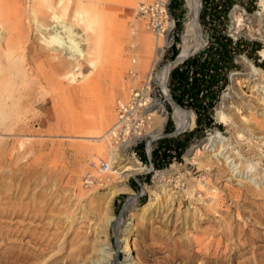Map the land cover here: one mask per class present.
Returning <instances> with one entry per match:
<instances>
[{"label": "rangeland", "instance_id": "1", "mask_svg": "<svg viewBox=\"0 0 264 264\" xmlns=\"http://www.w3.org/2000/svg\"><path fill=\"white\" fill-rule=\"evenodd\" d=\"M37 1L44 5L48 0H44L46 1L44 3L43 0L42 3L41 0ZM71 1L69 3L68 0H61L58 5L59 12L61 13L68 3L69 6L71 4V7H75V4L76 7L81 6L78 9H81L83 13H85L87 8L89 9L88 4L92 7L94 14L92 18L93 28L97 33L103 32V40L98 41L92 55V68L98 69L107 64L109 69V82L107 83L108 80L103 82L97 92L95 90L94 94H88V98H86L88 100L86 101L85 99L86 102L90 101V103H93L92 106L87 105L91 107L89 110L91 115H89L90 113L87 115L89 121L94 122L101 116L102 108L105 107L104 104L106 102L105 95H108V93L112 94V90L113 93L116 92L115 87L118 85L120 78L128 85L130 94H139L135 102L142 104L146 97L156 99L158 106L164 109L167 120L162 133L156 137H145L143 132L141 137L135 140L132 136L127 138V141L131 142L126 147L125 157L142 171L130 176L125 184H121L118 179L119 175L113 173L115 169H112L106 179L97 185L95 183L96 176H94L96 169L86 149H90L89 145L98 141V139L80 133H71V129L68 127L71 123L68 118L69 110L67 109L68 107H65V102H62L64 111L62 108L61 110L63 114H60V110L59 114L61 116L57 113L59 117L57 116L58 120L56 119L59 123L60 121L63 123V126L60 123L61 132L45 136L47 141L45 161L48 171L51 173L54 172V169H57V171L59 170L62 173L61 177L50 174L47 178L48 193H53L50 196L52 205L54 206L56 203L55 207L57 210L54 212L56 215L45 220L47 223L44 230L40 229L38 230L39 232L37 231L38 233L36 232V238L41 235V237L49 235L48 237L52 238V236L56 235L57 247L52 249V251H47L48 253L40 257V259H32L30 263L26 264H92L101 258L99 254L100 248L104 249L105 255L116 253V264H123L126 255L119 241L126 228H130L128 239L131 246L133 245V258L129 261V264H206L204 262L205 259L202 257L193 258L192 252L198 248V244L194 240L208 237L215 230L220 229L222 225L227 226L228 224L232 229L238 225L248 232L240 239L236 234L229 241L232 250L238 245L251 249L254 230L262 234L261 239L263 241L259 244L264 245V224L254 223L251 220L253 218L252 213L257 211L258 205L263 207V201L256 200L257 198L252 195L249 198L247 197V199H243L245 201L240 202L234 197H230V192L242 191L246 186L256 190L263 189L264 171L254 176L251 175V172L245 173L246 171L240 173V175H235L233 172L234 176H231L227 167L231 168L233 163L226 164V166L223 163L224 158L237 150V148H234L237 145V132L233 128L234 125L231 126L230 121L235 118L236 114L241 118L249 117V114L252 113L249 112L248 114L245 108L238 112L236 111V106H239L237 101L240 97V92L247 100L255 96V93L252 92L251 84L245 81L247 71L243 58L245 57L254 65L264 69V58L261 57V50L264 49V11L259 4L260 0H234L233 6L221 18L211 17L209 19L208 16L203 17L204 20L200 21L198 15V22L202 32L201 41L196 46H192L193 42L190 43L192 47L181 60H178V55L182 47L181 33L187 14L185 0H169V19L167 22L165 21L164 25H171L173 29L168 33V37H166V33L156 35L160 27L151 20L150 16H143L140 12L141 6L149 5L154 0ZM202 6L203 0H200V10ZM244 6H250L253 10L249 11ZM142 32L144 35L152 37L154 47L157 42H160L161 46H163V52L155 56L159 58L156 63H153L152 71L157 72L164 66L171 65L166 81L169 98L164 97L161 89L153 85L150 80L146 84L145 81L144 83L140 82L138 64L140 62V33ZM217 34H226L233 41L242 39L250 43H258L259 50L256 51L254 57H248V54L252 52V45L243 46V43L240 46L231 45L228 47L221 45L216 40ZM174 45L179 51L175 57L172 54V46ZM198 52L202 53L204 60H210L212 65L215 64L219 76L223 73L226 74L227 82L220 88L217 101L212 108V127L196 133L192 131L196 125L194 111L191 108L178 106L172 98L171 86L174 81L170 77V72L174 68L182 66L185 59L194 56ZM153 54L154 48L152 56ZM151 62H153V57L150 59V65ZM194 75V80L202 84H206L207 80H209L208 76H210L201 64L196 67L193 74L191 72L187 75V81H190ZM112 82H116V85ZM109 83L112 86H109ZM108 87L111 88L109 89ZM241 87L243 91H241ZM194 89L196 90L197 88L194 87ZM195 94L196 97H193V101L199 102L201 99L200 92L198 91ZM93 95L94 98L92 97L91 99ZM114 96L116 97L114 102H116L115 104L118 107L120 98L116 93ZM96 99L99 101H96ZM79 100H83V98L81 97ZM102 102L103 107L100 105ZM50 104L48 102L45 105V109H48ZM98 105L101 109H99ZM87 106H85L86 109L88 108ZM144 106L146 107L147 105L139 107V114H142L143 117L148 112L147 109H144ZM175 107L184 111L192 119L190 127L181 131L175 129L173 121V116L176 112ZM79 109L81 111L82 107L80 106ZM261 112V110L258 111V119H262ZM94 117H97V119ZM222 117L226 119L224 123L229 124L225 125L219 122ZM79 119H83V122L88 121L85 116L82 118V115ZM49 121L55 122V118L53 117ZM36 122L34 121V123ZM45 124L42 129L48 131V122ZM37 126L35 124L34 128ZM164 137L178 138L185 148L180 155L172 153L165 160L153 163L151 152L158 147V142ZM1 138L4 139L5 136L0 135ZM29 138L31 137H22L25 141H29ZM33 138L35 137L31 139ZM211 139L215 140L213 145L210 144ZM223 142H226L225 147L232 150L227 151L228 149H224V152L218 154L217 158L215 156L218 153L217 147ZM141 145L144 146V152L147 156L146 162L140 159ZM244 148L245 150L247 149L246 144H244ZM231 159L233 157H228L227 161ZM212 160L219 165L223 163L226 171H223V169L217 170L214 167L209 168L205 165L206 162H211ZM22 161L20 162L21 164L23 163ZM246 163L254 167V165L258 166L259 161L254 158ZM6 167L4 166L6 170L3 169L8 175L12 168L10 166ZM13 179L10 180L12 182L10 186L12 187L7 189L4 185L0 186V195L13 193L12 189H14L18 181L14 177ZM123 187L125 189L118 192ZM165 187L169 191H164ZM207 187H209V190H205ZM213 187L224 199L225 206L222 210H227V212H204L203 207H210L214 201L209 193H213ZM148 189L155 191L158 198H155V192L149 195ZM114 193L117 194L115 195ZM111 196L114 197L110 198ZM109 199H112L111 202ZM53 201L55 202L54 204ZM58 211L59 214L57 216ZM205 213L209 215L207 220H205V217H207V215H204ZM110 217L112 221L105 222V218ZM6 220L7 223L10 222L9 218ZM14 221L22 223L23 220L19 218ZM55 222H57V228ZM37 223L35 222V224ZM119 223L120 230L117 233L116 228ZM41 224L38 223L40 226ZM43 231L46 232L43 234ZM87 235L90 236L89 239H87ZM11 239L16 240L17 238L14 236ZM35 241L36 239L25 238L22 243L26 242L28 244H24L20 253L26 252L25 247H29V249L31 247L37 248L38 244ZM89 242L93 245V248L86 252L84 258L80 260L81 247ZM2 247L0 248V253L6 250L4 246ZM253 255V253L249 252L242 257H234L233 264L252 259ZM55 256L57 258H54ZM22 262L18 261V264ZM0 264H4L1 259ZM104 264L114 263L109 259ZM228 264H231V261Z\"/></svg>", "mask_w": 264, "mask_h": 264}, {"label": "bare ground", "instance_id": "2", "mask_svg": "<svg viewBox=\"0 0 264 264\" xmlns=\"http://www.w3.org/2000/svg\"><path fill=\"white\" fill-rule=\"evenodd\" d=\"M60 1L48 0L46 2L43 0V3H46L42 5L37 0H0V135L5 136L4 139H0V186L4 185L8 189L12 187L10 186L12 183L10 180H14L13 177L16 180L18 179L16 186L12 189V194L0 195V248L2 246L6 248L5 251H1L0 259L4 261V264H18V261H23L21 264L30 263L32 259H40V257L48 253L47 251H52V249L57 247L56 235L49 238V235L41 237L40 233L41 236L36 238V232L40 229L44 230L47 223L45 220L56 215L54 213L57 210L55 207L56 203L53 201V204H55L54 206L52 205L50 196L53 193H48L47 178L50 174L61 177L62 173L59 170L57 171V169H54V172L51 173L48 171L45 161L47 155L45 136L61 132L60 127L63 123L60 121V125L59 121H57V116L59 117L60 114H63L62 102H65L66 106H64L68 107L67 109L69 110H67L69 112L68 118L71 123L68 127L71 129V133H80L98 139V141L89 145L90 149H86L96 169L94 174L96 178H94L97 185L106 179L112 169H115L113 173L119 175L118 179L121 184H125L130 176L142 171L125 157L126 147L131 142L127 141V138L132 136L135 140L141 137L143 132L145 137H156L162 133L167 120L164 109L158 106L156 99L146 97L142 104L135 102L139 94H130L128 85L120 78L118 85L115 87L116 92L113 93L112 90V94L108 93V95H105V107L102 106L103 102L100 104L103 107L102 112L100 111L101 116L99 117L97 114L98 120L89 121L87 115L89 113L91 115V112H89L91 107L88 106H92L93 103H90V101L86 102L88 100L86 98H88V94L92 95L95 90L97 92L101 84L106 82L108 78L110 79L107 64L98 69L92 68V55L98 41L103 40V32L97 33L93 28L92 18L94 14L89 4V9L87 8L85 13H83L81 9V11L78 9L81 6L76 7L75 4V7H71L69 3L72 1L68 0V5H65L66 7L62 9L63 13H60L58 10ZM185 2L187 14L181 33L182 47L178 60L183 59L192 46L200 43L202 35L198 22L200 0H185ZM259 4L264 11V0H260ZM100 34L102 35L100 36ZM140 34V62L138 64L140 82L144 83L145 81L146 84L150 80L153 85L161 89L164 97L169 98L166 81L171 65H166L157 72L152 71L153 63H156L159 58L155 56L163 52V46H161L160 42H157L154 47V42L150 35H144L143 32ZM160 34V30H158L156 35ZM192 42L194 44L191 46L190 43ZM153 48L154 54L152 56ZM152 57L153 62L150 65ZM261 57L264 58V49L261 50ZM243 59L245 60V62L243 60V63L247 71L245 81L251 84V89L255 96L247 100L240 92V97L237 101L239 106H236V111L238 112L245 108L248 114L249 112L252 113L249 114V117L241 118L236 114L235 118L230 121L231 126L234 125L233 128L237 132V145L234 147L237 150L224 158L223 163L225 166L233 163L231 168L227 165L228 173L231 176H234V174L240 175V173L245 171V173L251 172V175L254 176L264 171L262 169L264 167V69L254 65L245 57ZM87 70L88 72L86 73ZM104 84L106 85V83ZM108 85L110 86L111 84L109 83ZM108 88L110 89L111 87ZM241 91H243L242 87ZM115 93L120 98L118 107L115 104L116 102H114L116 100ZM100 96L102 95L100 94ZM81 97L83 100H79ZM92 97L94 98V95L91 96V99ZM96 101L99 100L96 99ZM48 102L51 104L48 109H45V105ZM142 105H147L146 107L144 106V109L148 110L145 117L139 114V107ZM80 106L82 107L81 111L79 109ZM85 106L89 109H86ZM98 107L100 106L98 105ZM175 109L176 112L173 116L175 129L181 131L190 127L192 119L178 107H175ZM60 110L62 113L60 112L59 114ZM259 110L262 111V119H258ZM81 115L82 118L85 116L88 121L83 122V119L80 120L79 117L81 118ZM53 117L55 122L49 121ZM224 120L226 119L222 117L219 122L225 125L229 124L224 123ZM34 121L37 122L34 123ZM45 122L46 124L48 122V131L42 129ZM35 124L38 126L34 128ZM66 131L68 132V130ZM24 136L35 138H29V141H25L22 139ZM214 142L215 140H210L211 145ZM244 144L247 145L246 150ZM225 146L226 142H223L217 147L218 153L215 155L217 158L218 154L224 152V149H228ZM229 150L232 149L227 151ZM228 157H233V159L227 161ZM254 158H257L259 164L251 167L246 162ZM21 161L23 162L22 164L20 163ZM223 163L219 165L212 160L211 162H206L205 165L209 168L214 167V169H223L224 171L226 168ZM4 166L12 168H10L11 172H8V175L6 171L4 172ZM79 189L81 188L79 187ZM123 189L125 188L123 187L117 191L121 192L120 190ZM212 189L214 190L213 193H209L214 201L210 207H203L204 212H227V210H222L225 206L224 199L217 193L215 187ZM165 190L166 187L164 188ZM205 190H209V187ZM147 191L149 195L155 192L151 189ZM117 193L114 194L116 195ZM251 195L257 198L256 200L263 201L264 207V188L256 190L246 186L242 191L230 192V197H234L239 202L245 201L243 199H247ZM154 196L158 198L156 192ZM258 206L260 207V205ZM259 207H257L255 213H252L253 218L251 220L254 223L264 224V208L262 206V209ZM206 213L204 214L207 215L205 220L209 218ZM58 214L59 211L57 216ZM8 218L10 219L9 223L6 222ZM19 218L23 220L22 223L14 221ZM56 219L58 220V218ZM105 219V222L112 221L111 217ZM35 222L42 224L40 226L38 223L35 224ZM119 225L120 223L117 224V233L120 230ZM55 226L57 228V222H55ZM45 232L43 231V234ZM253 232V246L251 249L238 245L232 250L229 241L236 234L240 239L248 232L238 225L233 229L229 224L227 226L222 225L220 229L215 230L210 236L194 240L198 244V248L192 252L193 258L202 257L205 259L204 262L206 264H228L229 261L233 264L234 257H242L251 252L254 254L252 259H247L237 264H264V245L259 244L263 241L261 239L262 234L256 230ZM129 233L130 228H126L119 241L126 255L123 264H129V261L133 258V245L131 246L129 242ZM14 236L17 238L16 240L11 239ZM86 237L87 239L90 238L88 235ZM25 238L36 239L35 242L38 246L37 248L31 247V249L25 247L26 252L21 251L22 253H20L24 244H28L26 242L22 243ZM91 248H93V245L90 242L81 247L80 260L84 258L85 253ZM104 253V249L100 248L99 254L101 258L92 264H104L109 259L116 264V253H108V255ZM228 253L230 254L226 257ZM54 258L57 257L55 256Z\"/></svg>", "mask_w": 264, "mask_h": 264}, {"label": "trees", "instance_id": "3", "mask_svg": "<svg viewBox=\"0 0 264 264\" xmlns=\"http://www.w3.org/2000/svg\"><path fill=\"white\" fill-rule=\"evenodd\" d=\"M234 0H203V6L199 13V20H204L203 17L221 18L223 14L233 6ZM254 5V4H253ZM244 8L253 10L250 6H244ZM206 19V18H205ZM208 19V18H207ZM217 42L225 46H240L243 43L244 45H252V52L248 54V57H254L256 51L259 50V44L254 42H248L247 40L238 39L233 41L226 34H217ZM179 40V38H177ZM216 51H218L216 49ZM178 49L176 45L172 46V54L175 57L178 54ZM208 71L210 76L206 84L197 82L194 80L195 75L190 81H187V75L192 72H195V69L200 65ZM170 77L174 81L171 86V95L173 100L180 105L181 107L191 108L195 115V128L192 130L194 132H202L205 129L212 127V108L217 101L220 88L226 84L227 76L225 73L218 75L217 67L211 64L210 60L203 58L202 53L198 52L194 56L185 59L182 63V66L174 68L170 72ZM194 87L197 89L195 90ZM200 92L199 102H194L193 97H196V92ZM168 125V124H167ZM158 147L152 150L151 157L152 162H160L166 159L167 156L174 153L180 155L182 150L185 148L181 144L178 138L175 137H164L158 142ZM140 159L144 162L147 161V156L144 152V146L141 145V154ZM159 166V164H157ZM133 187V186H132Z\"/></svg>", "mask_w": 264, "mask_h": 264}, {"label": "built area", "instance_id": "4", "mask_svg": "<svg viewBox=\"0 0 264 264\" xmlns=\"http://www.w3.org/2000/svg\"><path fill=\"white\" fill-rule=\"evenodd\" d=\"M168 6L169 0H154L153 3L140 7V12L143 16H150L151 20L160 27L158 30H161V34L166 33V37H168V33L173 29L171 25H164L165 21L167 22L169 19Z\"/></svg>", "mask_w": 264, "mask_h": 264}]
</instances>
